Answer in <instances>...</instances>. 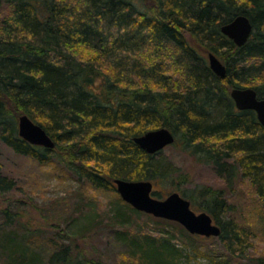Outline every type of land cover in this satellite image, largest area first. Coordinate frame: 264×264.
<instances>
[{
  "label": "trees",
  "instance_id": "obj_1",
  "mask_svg": "<svg viewBox=\"0 0 264 264\" xmlns=\"http://www.w3.org/2000/svg\"><path fill=\"white\" fill-rule=\"evenodd\" d=\"M2 7L4 144L42 165L64 166L94 190L116 192L109 227L127 264H184L187 246L213 264H264V256L249 252L256 229L231 215L237 208L229 198L247 182L264 202V126L231 97L234 87L264 97V0H0ZM240 14L254 28L243 46L221 31ZM210 52L226 65L225 77L211 69ZM23 114L47 131L54 148L19 136ZM161 127L174 132V146L224 181L223 189L177 187L213 216L220 236L191 234L176 221L138 211L117 193L115 178L152 180L155 188L172 178L187 181L156 159L159 152L149 154L134 141ZM16 186L0 164V193ZM18 215L0 212V264H110L83 253L75 240L57 242L53 235L49 243L46 235L30 233L16 222ZM142 215L153 226L134 224ZM90 222L98 225L93 217Z\"/></svg>",
  "mask_w": 264,
  "mask_h": 264
},
{
  "label": "rangeland",
  "instance_id": "obj_2",
  "mask_svg": "<svg viewBox=\"0 0 264 264\" xmlns=\"http://www.w3.org/2000/svg\"><path fill=\"white\" fill-rule=\"evenodd\" d=\"M6 12L7 8L2 7L0 18L5 17ZM170 61V56L166 57L165 65L168 66ZM215 116L217 115L213 117L216 118ZM156 159L173 168L175 174L183 173L187 178L186 182L172 178L158 184L157 188L154 186L153 196L156 198L164 199L168 195L166 191L169 193L178 191L177 187L187 190H192L197 185L225 188L224 181L211 166L198 163L192 156L173 144L161 150L156 155ZM0 164L3 173L13 178L17 184L14 190L0 193V212L4 208H8L10 212H19L16 222L31 228L30 233L46 235L49 243L54 235V240L57 242L62 240L68 244L75 240L83 253L104 262L127 264L126 262L130 261L123 254L124 247L116 240L112 227H109L112 223L111 204L116 199V192L94 190L86 182L78 181L64 166L57 163L42 165L28 156L18 154L4 144L1 137ZM116 191L119 193L118 190ZM229 198L237 208L231 215L239 221L252 224L253 228H251L256 229L253 230L250 255L264 256V218L260 219L264 216V202L256 198L253 188L247 182L240 185L235 197L229 195ZM192 207L197 212H201L194 205ZM3 217L0 216V221ZM92 217L98 225L90 222ZM87 222L88 225L85 227ZM149 222L152 223L146 215L134 219V224L144 226L145 229L153 226L146 225ZM59 232L65 235L70 232V237L67 238ZM211 242L217 240L213 238ZM180 245L182 246L181 243ZM213 245L216 248L217 243ZM183 252L184 264H213L209 258L195 255L190 246L183 248ZM187 254L192 258L187 259Z\"/></svg>",
  "mask_w": 264,
  "mask_h": 264
},
{
  "label": "water",
  "instance_id": "obj_3",
  "mask_svg": "<svg viewBox=\"0 0 264 264\" xmlns=\"http://www.w3.org/2000/svg\"><path fill=\"white\" fill-rule=\"evenodd\" d=\"M253 29L250 18L244 14L237 15L232 21L221 27L222 33L233 40L237 46H243L248 42ZM208 61L217 76H226L227 67L215 53L208 54ZM231 97L239 110H254L259 122L264 126V97H259L254 88L234 87L231 90ZM18 131L21 138L33 145L46 148L55 147V142L47 131L27 114L19 117ZM134 141L147 153L155 154L174 144L176 136L171 129L161 127L134 137ZM114 183L122 199L138 211L157 218L176 221L191 234L218 237L222 232L221 226L209 212L194 210L191 201L179 191H173L164 199H159L153 196L154 182L152 180L133 181L115 178Z\"/></svg>",
  "mask_w": 264,
  "mask_h": 264
}]
</instances>
